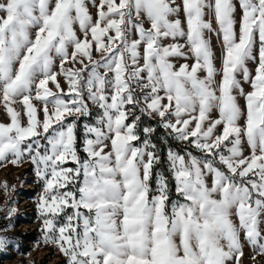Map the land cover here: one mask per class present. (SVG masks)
Listing matches in <instances>:
<instances>
[{
  "label": "snow or ice",
  "instance_id": "obj_1",
  "mask_svg": "<svg viewBox=\"0 0 264 264\" xmlns=\"http://www.w3.org/2000/svg\"><path fill=\"white\" fill-rule=\"evenodd\" d=\"M92 4L95 20L87 0H0V106L9 118L0 122V164L34 165L43 182L37 210L44 242L66 264H241L242 237L264 255V0ZM206 10L222 39L218 84ZM93 46L100 60L92 58ZM175 58L194 63L177 67ZM248 61L257 62L254 74ZM69 62L81 67L66 68ZM238 75L251 91L245 93ZM88 102L99 115L83 125L82 159L77 126L92 114ZM142 115L158 116L170 135L204 154L169 150L176 199L163 173H155L152 187L160 163L148 138L155 129H143L142 146L133 143ZM69 161L75 167H65ZM0 188L10 194L7 181ZM15 212L9 207L6 215ZM7 243L0 237V250Z\"/></svg>",
  "mask_w": 264,
  "mask_h": 264
},
{
  "label": "rangeland",
  "instance_id": "obj_2",
  "mask_svg": "<svg viewBox=\"0 0 264 264\" xmlns=\"http://www.w3.org/2000/svg\"><path fill=\"white\" fill-rule=\"evenodd\" d=\"M179 3L180 0H177ZM87 4L89 7L90 14L93 17V20L96 19V7L93 6L92 0H87ZM239 10L236 14V19L239 21ZM179 18L184 21V17L182 16V12L180 13ZM215 19H213V22ZM143 23L145 28H148L149 22L147 19L143 18ZM186 29V24L184 25ZM214 31L208 32L205 31V38L209 40L213 56H214V67L217 69V75L215 80L218 82L221 79V69H222V39L217 36V32L219 31L218 25L216 23H212ZM238 28L239 25H236V32L238 36ZM74 29L79 38H83V34L79 30V26L74 25ZM114 35V33H111ZM132 38H138L135 32L130 33ZM170 40L164 41V43H169ZM179 43H185V39H180ZM69 53L73 51L72 46L68 47ZM141 56L143 54V46L140 48ZM91 55L94 60L101 59V53L95 50L93 46L91 50ZM80 59V57H78ZM85 63H88L87 59L84 60ZM173 62L177 65V67L182 63H188L191 65L194 63L193 59H188L187 61L175 58ZM59 58H56L54 61V71L59 70ZM140 63L143 61L141 59ZM256 61H248L247 66L250 70V73L254 74V69L256 67ZM66 68L69 69H79L81 65L79 63L73 64L71 62L65 65ZM198 75L203 77L205 73L203 71L199 72ZM238 79L241 80V85L244 88L245 93L251 91L250 85L245 83L242 79L241 75L237 76ZM58 81L60 87L67 92L68 85L65 81L63 75L58 76ZM48 87L55 92L56 87L53 83L49 82ZM217 94H219L217 92ZM237 102L241 106L242 109L245 108V99L243 96H240L238 93ZM86 97V93H85ZM67 99V97H66ZM37 109H41L42 105L38 101H33ZM89 103V107L91 109L90 117H82L80 119V127L82 130V138H81V151L83 148V138H84V128L83 125L85 123H94L96 117L99 115V109ZM14 107L17 111H20L22 114V122L26 123L27 117L23 116V106L17 102ZM51 107V106H49ZM211 117L213 119L218 118V111H213L211 113ZM38 118L43 120V112L38 111ZM159 120V117H154ZM71 118H69V121ZM0 122L9 123V118L5 113L3 106H0ZM243 124V120L241 121ZM221 130L220 127L217 129V133ZM170 131V130H169ZM145 139V138H144ZM144 139L140 141V143L136 146H142ZM134 143V142H133ZM187 145H190L187 142H183ZM169 152V149L167 153ZM243 152L245 156L250 155V148L246 143L243 145ZM80 157L83 159L85 157V153L79 152ZM193 155V154H192ZM195 156V155H194ZM199 158V157H198ZM11 159V158H9ZM65 167H75L71 161H69ZM4 181H7V185L9 188V195L5 194L3 188H0V237H3L7 240V244L4 249L0 250V264H66V257L62 253H60L59 249L51 244L44 242V234L41 231L42 228V220L39 217V213L37 210L38 198L42 193L43 182L40 181L35 175V168L27 159H25L19 165H13L10 162L0 164V184ZM175 182V181H174ZM210 183V180H209ZM155 188V187H153ZM175 192V191H174ZM172 199H176V195L172 196ZM9 204H6V201H9ZM13 207L16 209V212L8 218L6 215L7 208ZM70 211V210H69ZM235 219V217H234ZM262 235H264V220L261 223ZM33 234V240L28 239V234ZM26 238V239H25ZM243 256L241 257V264H264V255L258 254L256 250L252 248L246 241H243ZM25 247V248H24ZM25 249V250H24Z\"/></svg>",
  "mask_w": 264,
  "mask_h": 264
},
{
  "label": "trees",
  "instance_id": "obj_3",
  "mask_svg": "<svg viewBox=\"0 0 264 264\" xmlns=\"http://www.w3.org/2000/svg\"><path fill=\"white\" fill-rule=\"evenodd\" d=\"M136 115H141L139 110L137 109L135 112ZM132 117H129V122L131 121ZM80 121H78L77 126V150L79 152L81 151V138H82V130L80 127ZM145 127H151L154 128L155 131L151 133L150 140L153 144L156 145V154L160 157V163L154 166L153 169V180H152V187H155V173L160 172L163 173L164 176L168 178L169 181V187L172 192V196H174V186L175 182L172 179V173L169 170V162H168V149L172 150L174 152H178L181 155H186L188 152H191L193 155L202 158L204 156L203 153H201L199 150L195 149L191 145H187L177 139L174 138L173 135L169 134V130L164 129L160 125V121L155 119L154 117H149L147 115H142L140 123L137 128V134L139 135L140 139L138 141H134V144L138 145L140 141L145 137V134L143 132V129ZM28 241L33 240V234L27 235ZM25 248V247H24ZM25 250V249H24Z\"/></svg>",
  "mask_w": 264,
  "mask_h": 264
},
{
  "label": "crops",
  "instance_id": "obj_4",
  "mask_svg": "<svg viewBox=\"0 0 264 264\" xmlns=\"http://www.w3.org/2000/svg\"><path fill=\"white\" fill-rule=\"evenodd\" d=\"M182 12V11H181ZM182 16H183V12H182ZM184 17V16H183ZM205 20H210L212 23L215 24V21L213 22L214 19V14H209L206 10V14H205ZM146 19V18H145Z\"/></svg>",
  "mask_w": 264,
  "mask_h": 264
}]
</instances>
